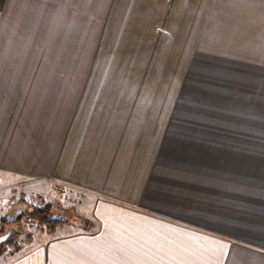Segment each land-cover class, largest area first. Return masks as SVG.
Returning a JSON list of instances; mask_svg holds the SVG:
<instances>
[{
    "label": "crops",
    "instance_id": "1",
    "mask_svg": "<svg viewBox=\"0 0 264 264\" xmlns=\"http://www.w3.org/2000/svg\"><path fill=\"white\" fill-rule=\"evenodd\" d=\"M150 2L190 49L208 19L249 23L253 50L238 59H264V0ZM72 17V3L0 0V215L84 201L0 264H264V133H247L231 170L208 169L205 141L176 140L175 106L156 92L87 90L98 81L78 73Z\"/></svg>",
    "mask_w": 264,
    "mask_h": 264
},
{
    "label": "rangeland",
    "instance_id": "2",
    "mask_svg": "<svg viewBox=\"0 0 264 264\" xmlns=\"http://www.w3.org/2000/svg\"><path fill=\"white\" fill-rule=\"evenodd\" d=\"M50 1L62 11L73 5L78 73L88 75L86 81L90 76L98 81L92 88L85 82L83 89L156 92L159 105L175 106L176 140L205 141L198 144L204 145L201 154L205 152L208 169L212 160L231 170L234 149L240 148L247 133H264V66L259 65L264 59H238L252 47L249 23L236 28L231 20L227 25L223 19H208L201 42L190 49L194 36L183 34L180 20L165 17L164 9L152 7L156 3L151 0ZM52 8L47 3L46 11ZM68 23L63 17L64 42L70 36ZM235 123L255 130H233ZM64 198L65 203L30 202L18 221L0 215V255L19 251L40 231L52 233L58 224L32 216L37 209L46 208L62 223L75 219L84 201L77 193H66Z\"/></svg>",
    "mask_w": 264,
    "mask_h": 264
},
{
    "label": "trees",
    "instance_id": "3",
    "mask_svg": "<svg viewBox=\"0 0 264 264\" xmlns=\"http://www.w3.org/2000/svg\"><path fill=\"white\" fill-rule=\"evenodd\" d=\"M40 211L43 213V214H41L40 213ZM32 216H40V217H38L39 218V220L41 221V222H44V223H46V224H54V225H56V224H60V223H62V221H60V220H54V219H52V216H51V214L50 213H48V210L46 209V208H42V209H37L33 214H32ZM18 221V220H17Z\"/></svg>",
    "mask_w": 264,
    "mask_h": 264
}]
</instances>
